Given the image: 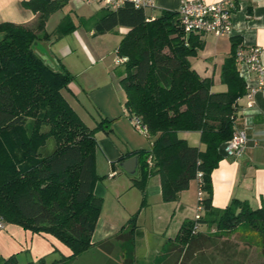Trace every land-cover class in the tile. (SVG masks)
I'll list each match as a JSON object with an SVG mask.
<instances>
[{
  "label": "trees",
  "instance_id": "obj_1",
  "mask_svg": "<svg viewBox=\"0 0 264 264\" xmlns=\"http://www.w3.org/2000/svg\"><path fill=\"white\" fill-rule=\"evenodd\" d=\"M68 1L28 0L22 6L36 14L32 25L0 23V222L49 235L70 250L68 257L51 264L68 263L92 246L103 204L94 195V186L104 178L95 170V135L109 132L111 123L102 120L88 128L62 95L74 76L64 66L55 70L45 64L33 49L37 41L74 31L66 16L54 34L45 32L49 17ZM146 20L144 10L131 3L116 10L101 8L92 18L79 19V24L92 23L95 36L118 27L129 29L116 50L118 59H124L119 85L131 122L138 119L150 141L149 150L135 152L139 175L132 182L142 199L126 224L130 238L146 205L145 188L151 176L160 178L162 202L171 203L202 173L205 198L199 227L231 232L247 226L262 238L264 255V207L252 209L237 199L223 209L211 205V174L224 158L221 145L235 131L237 101L247 92L235 62L239 41L231 39L230 53L220 69L226 91L212 92L213 80L201 78L188 61L203 49L202 34L185 36L177 12L164 11ZM181 132L199 133L204 149L189 146L178 137ZM149 156L152 168L146 164ZM195 224L185 220L173 239L181 256L208 241L199 231L193 234ZM0 264L19 263L13 255Z\"/></svg>",
  "mask_w": 264,
  "mask_h": 264
},
{
  "label": "crops",
  "instance_id": "obj_2",
  "mask_svg": "<svg viewBox=\"0 0 264 264\" xmlns=\"http://www.w3.org/2000/svg\"><path fill=\"white\" fill-rule=\"evenodd\" d=\"M25 1L28 0H0V23L32 25L36 20V14L22 6V2ZM143 1L149 3L148 7L143 8L147 20H154L164 11L177 12L185 1L197 0ZM202 1L215 4L221 0ZM101 8V5L96 2L68 1L66 6L49 17L45 24V32L50 35L54 34L57 26L66 16H69L72 24L75 25L74 31L61 38L53 35L50 40L37 41L33 49L45 64L55 70L64 66L74 76V80L66 90L62 91V95L88 128H94L102 120L111 121L107 125L109 132L99 131L95 135L97 142L95 167L98 163L104 162L107 168L104 178L94 186V195L103 200L102 209L91 236V248L77 257L89 253L100 245H109L111 241H116V245L111 246L110 244L108 248L105 246L107 251L111 250V253L116 251V254L122 255L121 247L126 245L131 246L130 253L135 256L140 243L138 241H144L146 236V220H151L153 224H160V229L158 231L156 229L154 234L164 238L167 222L172 221L175 213L184 212L187 207L195 206L197 184L193 181L196 184L195 192L191 189L192 182H190L188 189L180 192L175 202L164 203L161 200L160 178L157 175L151 176L145 188L146 205L137 217V230L130 238L126 224L130 217L139 210L142 195L137 188L133 187L132 178L119 169L118 163L123 161H120L122 158L126 160L136 156L135 152L149 150L150 141L146 138L148 146L143 143L136 145L134 135L137 134L132 131V122L124 106L123 111L116 107V102L120 100L117 94L123 92L119 85V80L123 77V66L116 64L118 59L116 50L129 29L118 27L113 32L95 36L92 23L79 24V19L92 18ZM52 17H57L56 23L53 29L47 31V25ZM232 38L239 41L236 50L239 47L246 49L252 46L259 47L261 49L260 62L264 65V0H238L233 15V32L230 36L222 38L212 35L200 36L204 47L198 51L196 57H190L188 61L191 68L201 78L213 80L212 92L226 91V86L220 83V69L230 53ZM111 53H115L113 65L115 66L114 71H118L117 82L110 75L111 71L106 72L102 69L100 75L94 72L102 64L105 56ZM254 81L255 75H249V84L253 85ZM108 90H110L111 98L110 104L105 109L101 107L100 96ZM93 94L97 99H93L94 101L91 102L94 105L93 109H89L85 97H91ZM237 107L235 128L246 131L248 143L240 157L222 158L216 169L212 171L211 205L214 208L223 209L232 200L237 199L247 202L252 209H259L264 207V87L254 95L250 107L247 106L245 96L237 101ZM80 108L84 110V113L77 111ZM178 137L185 140L191 147L204 149L197 132H181L178 133ZM118 171L130 178L131 184L120 178L116 180ZM154 207H157V210H154ZM2 225L0 260L15 255L19 264H39L41 259L45 264H51L59 260L61 256L70 255V250L66 246L49 235L32 234L16 225L6 223ZM169 240L171 238H168ZM132 260L135 261L133 258ZM110 261L111 257H105L102 264H111ZM133 261L131 264H134ZM121 262L122 260L119 263L116 260L117 264Z\"/></svg>",
  "mask_w": 264,
  "mask_h": 264
},
{
  "label": "rangeland",
  "instance_id": "obj_3",
  "mask_svg": "<svg viewBox=\"0 0 264 264\" xmlns=\"http://www.w3.org/2000/svg\"><path fill=\"white\" fill-rule=\"evenodd\" d=\"M56 18L57 17L51 18L46 28L47 31L53 29ZM102 61V64L99 65L97 67L98 69L96 68L94 72L100 75L102 69H105L106 72L111 71L110 75H112L113 80L117 82L116 76L118 71H114L115 66L113 65L115 63V53L108 54ZM109 92L110 90H108V92H103L100 96L101 107L103 106L105 109L106 106L110 104L109 101L111 97ZM117 96L120 100L118 99L116 102V107H118L120 111H123L125 100L124 93L120 92ZM93 99H97L94 94L91 97H85V102L88 104L89 109L94 106L91 103L94 101ZM77 111L81 114L84 113L82 108ZM131 126L132 131L137 134H133L136 137V145L143 143L145 146H148L146 137L139 133L134 128L133 124ZM49 144L50 147H52L53 142L50 140ZM95 170L99 177L105 176L107 172L106 164L104 162L98 163ZM117 174L118 175L115 177L116 180L120 178L123 179L124 182H130L131 184L130 178L119 171ZM191 189L193 192L196 191V184L193 181L191 183ZM196 205L195 201V206H193V208L187 207L184 212L178 211L175 213V216L172 217V221L170 220V222H167L168 226L165 233L163 234L164 230L161 232L164 238L154 234L156 229L157 231L160 229V224H153L151 220H146V236L143 239L144 241H138L140 245L138 244L139 247L137 248L135 256L130 253L131 246L126 245L121 247L120 252L122 255L120 253L116 254V251L113 253H111V250L107 251L105 246L108 248L110 244L111 246L116 245V241H111L109 245L95 247V249L89 251V253H85L76 259L74 258L71 262L65 264H102L105 257H111V264H117L116 260L118 263L122 260L121 264H131L133 261L132 258L135 259V261H133L134 264H264V255L261 251L262 238L247 226H241L231 232H216L214 229L209 231L207 227L201 226L199 232L207 237L208 241L206 244L202 246L198 245L186 255H179L173 237L176 235L180 224L185 218L187 220L194 219L196 215ZM155 209L157 210V207H154V210ZM168 238H171V240L168 241Z\"/></svg>",
  "mask_w": 264,
  "mask_h": 264
},
{
  "label": "built area",
  "instance_id": "obj_4",
  "mask_svg": "<svg viewBox=\"0 0 264 264\" xmlns=\"http://www.w3.org/2000/svg\"><path fill=\"white\" fill-rule=\"evenodd\" d=\"M70 1V0H69ZM80 2H96L102 8L116 10L125 3H131L136 9L146 8L149 3L143 0H73ZM238 0H221L215 4H208L202 0L183 2L177 13L179 15V25L185 34L212 35L217 38L228 37L233 32V15L236 10ZM149 21V20H146ZM261 49L257 46L249 48L239 47L235 53V62L238 67L240 77L247 86L245 98L247 106L252 105L254 95L264 87V65L260 62ZM124 59H117L116 64L120 65ZM249 75H255V83L250 85ZM134 128L145 137L147 129L138 119H133ZM248 143V137L244 129L235 128L232 137L220 147V152L224 158H238L244 152ZM149 168L153 166L152 157L146 159ZM195 182L197 184L196 215L193 221V234L198 232L200 227L198 221L203 215V203L205 194L202 191V173H197ZM3 228L0 222V229Z\"/></svg>",
  "mask_w": 264,
  "mask_h": 264
},
{
  "label": "water",
  "instance_id": "obj_5",
  "mask_svg": "<svg viewBox=\"0 0 264 264\" xmlns=\"http://www.w3.org/2000/svg\"><path fill=\"white\" fill-rule=\"evenodd\" d=\"M36 43H34L35 45ZM119 169L130 178H137L139 175L138 157L133 156L118 163Z\"/></svg>",
  "mask_w": 264,
  "mask_h": 264
}]
</instances>
